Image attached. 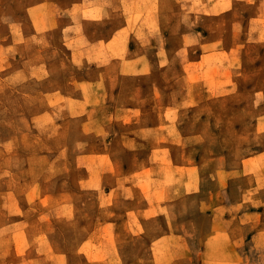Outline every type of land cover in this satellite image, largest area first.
I'll use <instances>...</instances> for the list:
<instances>
[{"label": "rangeland", "instance_id": "rangeland-1", "mask_svg": "<svg viewBox=\"0 0 264 264\" xmlns=\"http://www.w3.org/2000/svg\"><path fill=\"white\" fill-rule=\"evenodd\" d=\"M219 220L264 264V0H0V264H217Z\"/></svg>", "mask_w": 264, "mask_h": 264}, {"label": "crops", "instance_id": "crops-1", "mask_svg": "<svg viewBox=\"0 0 264 264\" xmlns=\"http://www.w3.org/2000/svg\"><path fill=\"white\" fill-rule=\"evenodd\" d=\"M161 208L162 207H141V208H138V209L130 210V211L126 212V213L133 212L134 214L137 213V215H139L141 213V217H140L141 220H137V223H143L144 220H145V219H143L144 217H146L147 219H149V218H152L154 216V215L149 216V215H145V214H147L148 212H151V211H157V210L159 211V209H161ZM213 208H214L215 211L223 210V208H227V210L233 209V207H213ZM148 216H149V218H148ZM235 222L236 221L234 220V223ZM106 223H108V222H105L104 221L103 224H101L99 226H101L102 228H105L106 227ZM129 223H130V226H133V225L136 226V223L133 222V221H131V220H129ZM234 223H233V220H231V221H225V223H224V221L219 220V222L217 223V226H216L217 230H216V232L219 229V232H218L219 233V237L216 236L215 239L218 241V243L220 245L223 246V248L219 246L214 251V257L216 258V263L217 264L221 263L223 257L226 256V251H223V249L225 250L227 248V247H224V246L227 245L228 239H229V242H230V236H228V234H227V236L223 235V231H224L223 229L224 228L226 229L225 224L232 225ZM112 224L114 225V223H112ZM225 232L227 233V230H225ZM172 237L173 236L171 234L167 233V235L160 236V237H157V238H154L153 240H151L150 249H151V252H152V259L153 260L154 259L157 260L159 258H166L167 254L171 252L169 250V248H166V249H163L162 250L161 247H158L157 245L160 243V241H162V240H168V239H171ZM235 251H237V250L232 247V249H231V256H232V258L234 257L233 253ZM208 253L209 254H212L210 252H207V249L204 248L203 255H204V259L205 260H206V257H207V254ZM88 254L91 255V254H93V252L92 253H88ZM160 254H164V255L161 256Z\"/></svg>", "mask_w": 264, "mask_h": 264}]
</instances>
